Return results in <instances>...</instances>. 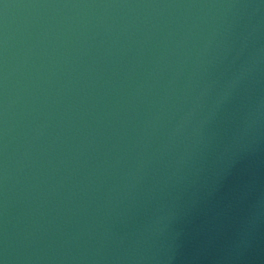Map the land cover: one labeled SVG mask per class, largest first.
I'll list each match as a JSON object with an SVG mask.
<instances>
[{"label": "water", "instance_id": "obj_1", "mask_svg": "<svg viewBox=\"0 0 264 264\" xmlns=\"http://www.w3.org/2000/svg\"><path fill=\"white\" fill-rule=\"evenodd\" d=\"M110 0H0V264H44L80 92Z\"/></svg>", "mask_w": 264, "mask_h": 264}]
</instances>
